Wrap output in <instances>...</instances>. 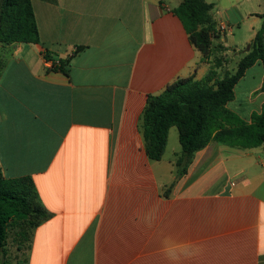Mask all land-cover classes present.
<instances>
[{
    "label": "crops",
    "instance_id": "1",
    "mask_svg": "<svg viewBox=\"0 0 264 264\" xmlns=\"http://www.w3.org/2000/svg\"><path fill=\"white\" fill-rule=\"evenodd\" d=\"M183 1L31 0L40 43H0V172L31 178L52 215L16 248L10 227L0 264H264L263 146L212 142L179 180L176 127L161 161L147 155L148 97L211 66L174 13ZM206 2L227 49L264 23V0ZM263 81L258 62L229 108L260 113Z\"/></svg>",
    "mask_w": 264,
    "mask_h": 264
},
{
    "label": "trees",
    "instance_id": "2",
    "mask_svg": "<svg viewBox=\"0 0 264 264\" xmlns=\"http://www.w3.org/2000/svg\"><path fill=\"white\" fill-rule=\"evenodd\" d=\"M213 8L206 0H184L174 11L184 23L190 42L206 59L214 52L228 50L220 44L214 48L217 24ZM0 43H40L31 0H3ZM81 50L79 47L67 62ZM245 52L235 74L225 72L220 79L222 58L216 57L204 79H179L162 93L148 97L142 116L147 155L152 161H161L169 132L176 127L182 146L176 162L178 180L187 176L195 154L212 142L244 150L264 147V104L261 112L252 114L249 121L228 106L235 100V88L248 69L258 62L264 67V23ZM261 90L264 92V81ZM174 184L166 193L171 192ZM19 215L25 217L23 220L32 229L52 216L41 205L31 178L5 180L0 172V253L5 252L9 226Z\"/></svg>",
    "mask_w": 264,
    "mask_h": 264
},
{
    "label": "rangeland",
    "instance_id": "3",
    "mask_svg": "<svg viewBox=\"0 0 264 264\" xmlns=\"http://www.w3.org/2000/svg\"><path fill=\"white\" fill-rule=\"evenodd\" d=\"M208 1V0H207ZM236 33V38L238 40V42L236 43L237 46L235 45H231V47L227 50V54H224L225 52H214V54L210 55L208 60L210 61V64L214 62V59L216 57H221L222 58V68L218 71L219 75L218 77L221 79L223 78L225 72H230L231 74H235L237 69H238V64L239 61L241 60V58L246 54V49H247V44L244 43L245 38H246V34L248 33V31L246 29H242L239 30L238 28H236L235 30ZM217 45H219V43L214 42V48L217 47ZM222 45V44H220ZM240 49L239 51H237L236 49ZM249 79H252V76H249ZM240 91V90H238ZM239 93V92H238ZM240 94V93H239ZM18 219L15 220V222H13L12 224H10L9 228L12 227V229H10V234H9V238H8V242L10 243V245H12V248H16V246L18 245V241L19 239H23L21 236L22 234H25V236H28L30 238L31 235V230L29 229L27 223L25 222V220H23L24 218H22V216H17ZM27 218V217H26ZM22 221H24V223H22ZM20 225H22L23 227H25L26 229H21L20 230ZM29 230H28V229ZM28 242L25 241V245L23 246L25 254L27 251V246ZM13 255V253H12ZM3 258L0 259V261ZM16 257H12V260L10 261L9 264H17L16 263Z\"/></svg>",
    "mask_w": 264,
    "mask_h": 264
},
{
    "label": "built area",
    "instance_id": "4",
    "mask_svg": "<svg viewBox=\"0 0 264 264\" xmlns=\"http://www.w3.org/2000/svg\"><path fill=\"white\" fill-rule=\"evenodd\" d=\"M227 30H228L227 25H225V24H220V25H219V29H218L217 31H219V32H225V31H227Z\"/></svg>",
    "mask_w": 264,
    "mask_h": 264
}]
</instances>
